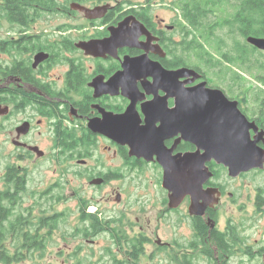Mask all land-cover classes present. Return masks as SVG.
<instances>
[{"label":"flooded vegetation","instance_id":"1","mask_svg":"<svg viewBox=\"0 0 264 264\" xmlns=\"http://www.w3.org/2000/svg\"><path fill=\"white\" fill-rule=\"evenodd\" d=\"M28 2L0 6V147L7 151L2 155L0 191L18 196L5 200L7 233L0 253L6 263L46 264L51 255L60 259L63 252L54 235L74 239L73 229L81 223L88 228V237L78 240L93 244L102 239L107 245L97 248L94 262L91 251L77 258L76 264H183L186 254L196 255L194 264H246L259 255L264 262V243H250L245 236V204L239 207V220L228 216L225 208L228 202L233 205L245 197L252 199L251 221L262 216L264 183L249 193L240 181L263 174L264 167L231 177L226 167L211 161L207 167L212 175L196 197L197 208H190V196L171 207L172 192L162 185L163 169L156 156L150 161L131 156L129 147L120 143L121 117L129 110L134 133L154 141V148L170 150L172 156L194 154L197 147L191 142L200 136L211 140L227 135V125L213 132L217 126L213 120L227 121L233 111L229 105H235L255 126L239 125L235 138L246 130L264 150V86L248 87L244 80L248 63L264 62V50L248 42L249 38L264 40V0H226L224 14L214 5L212 54L191 58L184 52L186 22L181 13L173 10L175 21L179 20L174 33L173 25L156 20L155 1L129 6L117 0H52L49 6ZM73 2L98 15L74 9ZM224 17V24L216 23ZM206 58L225 68L199 64ZM182 69L194 74H179L175 79L164 75ZM124 70L132 71L131 77L122 79ZM218 91L228 103L218 100ZM149 118L154 131L146 128ZM186 125L192 135L185 131ZM160 126L166 130L162 132ZM46 170L54 176L59 170L61 178L32 181L33 175ZM68 175L95 189L121 184L114 189L117 209L109 215L99 211L100 201L74 192L76 220L74 210L57 212L60 202L51 200L47 192L58 183L65 189L70 186ZM38 184L47 186L39 192L29 189ZM125 184L130 190L159 186L162 198H130L127 191L125 203L121 193ZM92 207L95 211H90ZM126 209L150 214L132 221ZM201 209L202 215H196ZM83 211L98 218L96 229L82 219ZM18 217L24 223L19 232L31 239L20 237L16 245L9 222ZM82 248L65 253L64 259L75 258Z\"/></svg>","mask_w":264,"mask_h":264},{"label":"water","instance_id":"2","mask_svg":"<svg viewBox=\"0 0 264 264\" xmlns=\"http://www.w3.org/2000/svg\"><path fill=\"white\" fill-rule=\"evenodd\" d=\"M72 7L82 11L86 15H98L96 11L87 9L79 4H72ZM248 42L256 48L264 50L263 39L249 38ZM159 70L161 72V69ZM130 72L127 73L124 70L122 72V79L131 77L132 71ZM186 73L194 74L193 71L182 69L177 72H164V75L168 76L169 79H175L179 74L183 75ZM215 93L220 95L218 96L220 98L218 100L227 102L219 91ZM229 106L233 108V111L232 116L227 121L220 124L218 117L213 120V124L217 125L213 126V132L215 129L227 125V135L222 138L214 137L211 140L208 136H200L201 139L191 142L197 147L196 153L185 154L183 156H172V152L170 150L166 152L163 147L154 148V141H150L147 138L144 139L141 132L134 133L129 110H127L126 115L121 117V145H127L129 147L131 156L143 158L146 161H150L153 159V156H156L158 164L163 169L162 185L169 192H172V196L170 197L171 207H176L185 196H190L192 200L190 208H197L196 197H199L200 192H202V186L212 175L207 167V164L211 161L226 167L231 177H236L240 173H245L253 169H263L264 150L256 146L257 139L251 140L246 134V130L242 137L239 139L235 138L239 125H248L249 128H255V126L245 121L236 110L235 105ZM230 121L232 123H228ZM146 123V128L154 131V121L152 118H149ZM159 129L163 132L166 130V127L160 126ZM190 130L191 128L186 125L185 131L192 135ZM96 184L99 183L96 182ZM202 213V209L195 212L196 215H202Z\"/></svg>","mask_w":264,"mask_h":264},{"label":"rangeland","instance_id":"3","mask_svg":"<svg viewBox=\"0 0 264 264\" xmlns=\"http://www.w3.org/2000/svg\"><path fill=\"white\" fill-rule=\"evenodd\" d=\"M62 2V0H60ZM113 1V0H110ZM155 1L154 5L155 6V10H154V16H156V20H163L165 23H167L168 25H173L175 27L174 33L177 31L178 29V25L177 23L179 22V20L175 21V11H173V9H171V4L173 2H175V0H153ZM152 1V2H153ZM98 2V1H97ZM116 2V1H115ZM117 2H120V4L122 6H129L131 4H135V5H139L140 3L143 4L142 0H117ZM99 3V2H98ZM72 4H79L82 6V4H80L79 2H73ZM110 5H114L113 2L109 3ZM86 6V5H85ZM86 7H91L86 6ZM77 11V10H76ZM174 20V21H173ZM255 64H258V62H255ZM258 66V65H256ZM244 80L246 81V84L248 87H262L264 85L260 84L258 82V80L256 79L257 77V69L256 68H252L250 70H247V72L244 73ZM2 144V136L0 134V146ZM41 148L46 149V147L44 145L41 144ZM6 149L4 147H0V175H1V165L5 164L2 155L6 156ZM105 162L107 164H109L110 162H107V160H105ZM106 164V165H107ZM59 171V170H58ZM57 171V173L54 174L51 172V170H46L45 172L43 171L41 173L40 176H32V181L33 182H39L40 180H43L45 183L48 182H52V180H58L61 178V173H59ZM149 172V171H148ZM68 179L70 180V186L66 187L65 191H63L64 193L62 194V197L64 198V200L62 202H60L59 205L56 206V210L58 211H65L68 210H74L73 214L74 217L73 219L76 220L75 216H76V202L74 200L75 196H73L72 194L74 192H79L81 194V197H89L91 199H94L96 202L100 201L101 203H98V207H99V211H105L108 212L109 215H112L111 210L113 209H117V205L114 202V189L116 187L121 186V184H119L118 182H112L107 184L104 187H101L99 189H95L93 187L88 186V184L85 181H81L79 178H76L74 176L68 175L67 176ZM147 177V176H146ZM244 180V181H243ZM242 181H240V183L245 184V191L246 192H251L252 188H255V186L261 185L262 183H264V173L263 174H259L257 176H250L247 179H243ZM155 183L156 180H153ZM64 182V181H62ZM61 182V183H62ZM146 182L147 184L151 183L149 182L148 178H146ZM250 183V185L248 184ZM47 185H42V184H38V185H31L29 189H34L36 191H42L44 190V188H46ZM124 189L121 192L122 193V198L125 200L124 202L126 203L128 201V192L129 191L131 193V195L129 196L130 198H135V195H139L140 197H142V199L144 200H149L152 201V199H160L162 198V193L161 190L159 188V186L156 185H150L149 188L147 190L145 189H133L130 190L126 184L124 185ZM60 191H55L56 195L59 194ZM242 192V191H241ZM76 193V194H77ZM245 193V192H244ZM253 196V193H252ZM252 198V197H251ZM66 200V201H65ZM252 199H250L249 201L245 198V197H239L237 198V201L232 205L231 202H228L229 204H227L225 206L226 213L228 214V216H231V218L233 220H239L241 219V212L239 210V207L242 206L243 204H245L244 206V211H245V218H247V229L245 232V236H248V242L250 243H254L255 241H257L259 244L260 243H264V212L262 211L260 214L262 216H258L255 220L256 221H251V216L253 215L252 212ZM230 209V210H229ZM90 211H95V207H92L90 209ZM125 214L127 215L128 219L130 220H134L135 217H140V219H142L144 216H149L150 212L147 213H138L136 214V212H134L132 209H126ZM243 214V213H242ZM252 214V215H251ZM249 218V219H248ZM258 219V220H257ZM222 222H225V217L222 218ZM252 224V227H250V225ZM186 233V232H185ZM55 237V241H56V246H61L62 248V252H63V256L58 259L56 258L54 255H51L48 259L47 262H44L46 264H62V262H65L66 264H76L77 262V258H83L85 257L86 254L90 253L91 251L94 252V256L91 258V260L94 262L96 259V251L98 247H103L106 246V242H103L102 239H98L96 243H85V240H78V239H70V240H64L63 237H61V233L54 235ZM83 247L81 249V251H79V253H77V255L75 256V258L73 257L70 258L69 260H65L64 256H66L65 253H69V252H75V249L77 247ZM258 260H260V263L263 262L261 257L255 258L254 261L252 262L251 260L246 263V264H258ZM247 261V260H246ZM96 264V263H94ZM153 264H161V263H153ZM163 264V263H162ZM165 264V263H164Z\"/></svg>","mask_w":264,"mask_h":264},{"label":"trees","instance_id":"4","mask_svg":"<svg viewBox=\"0 0 264 264\" xmlns=\"http://www.w3.org/2000/svg\"><path fill=\"white\" fill-rule=\"evenodd\" d=\"M26 1V3H29L28 1H31V3H38L39 5H53L52 0H0V6H25L23 2ZM110 1V0H105ZM143 4H149L152 2V0H142ZM164 1V0H161ZM171 9L177 10L181 13V16L183 17L184 21L186 22L184 26V52L186 55H189L191 58L192 56H207L209 57L212 54V50L214 49L213 41L211 39V30H212V22L210 20V13L216 10L221 11L222 14L225 13L226 10V0H175L171 4ZM215 5V7H214ZM226 22V18H219L216 23L218 24H224ZM219 44H217L218 46ZM201 62L199 64H205V65H211L216 66L219 69L225 68V65L221 62H218L215 60V63L206 58V59H200ZM188 64H194L193 61H186ZM233 66H238L240 69L242 67V64L237 63H231ZM258 65V66H256ZM252 68L257 69V77L256 79L258 82L262 85H264V62H258V64L255 63H248L246 67V71L250 70ZM64 184V182H62ZM1 190V189H0ZM55 191H60L58 195H56ZM65 191L64 185H61L58 183L55 187H52L51 190L47 192V194L51 195V200H55L56 203H59L64 200L62 197V194ZM46 192L41 193L40 195H45ZM35 198L39 201L42 198L39 197V195H34ZM17 195L9 194L4 191H0V247L2 243L6 240L5 235L7 233V227L4 224L5 220V208H7L8 204L5 202V200L9 199H17ZM18 206V205H17ZM85 210L86 205L83 203L82 206ZM82 219L87 220L91 222V225L94 226L96 229L98 226V218L95 217V214L83 211L82 212ZM18 216V215H17ZM21 217L18 218H11L9 225L13 228L12 233L15 234V242L16 245H18L20 241V237L23 238L24 241H28L31 238L28 235H22L18 229L24 224L21 223L20 220ZM59 223V221H58ZM57 223V224H58ZM83 223L79 224L78 226L74 227V239L77 238H86L88 237V234L86 232L88 231V228H85ZM84 233V234H83ZM19 235V236H18ZM257 256V255H256ZM251 257H253L251 255ZM261 257L262 255L257 256ZM196 255L193 254H186L184 256V262L183 264H194ZM0 264H7L5 260V255L3 253H0ZM258 264H264V262L260 263V260H258Z\"/></svg>","mask_w":264,"mask_h":264}]
</instances>
